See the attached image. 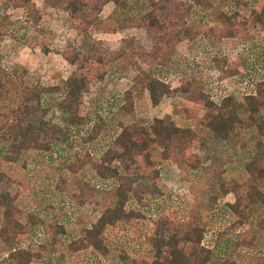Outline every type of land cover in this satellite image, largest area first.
Instances as JSON below:
<instances>
[{"label":"trees","instance_id":"1","mask_svg":"<svg viewBox=\"0 0 264 264\" xmlns=\"http://www.w3.org/2000/svg\"><path fill=\"white\" fill-rule=\"evenodd\" d=\"M4 1L6 5L37 12L35 0ZM108 1H114L121 8L127 5V0H45L48 5L68 11L71 25L78 32L85 33L99 20V14ZM204 1L197 0L198 3ZM156 6L134 22L153 32L154 47L148 55L131 41L128 44L131 52L126 49L119 52L106 51L93 40L86 50L68 45L63 55L76 65L70 75L58 83L42 85L39 82L29 83L26 71L18 76L17 69H14L11 84L14 80L18 98L16 100L12 97V103L11 99H2L3 95L7 97L4 91L10 92L12 87L9 81L0 78V264H38L43 261L48 264H84L81 253L88 249L104 257L106 262L118 259L117 263L123 264L130 259L131 255L125 248L118 250L119 244H109L105 230L115 224H128L134 219L145 217L137 205L134 204L130 209L126 206L127 201L134 196L143 202L140 197L143 193L132 192L124 186L122 172L114 161L120 160L126 169H130L131 162L135 163L138 159L135 155L149 150L150 155L147 156V152L144 155L148 165L154 162L161 164L172 158L170 146L176 139L183 138L187 145L196 137L197 132L190 127H182L172 117H155L147 124L121 123L122 129L114 140L115 145L106 149L100 158H96L89 144L94 142L105 125L100 117L90 126L92 118L88 111H84L83 99L92 82L103 79L109 65L119 58L132 60V53H136L145 58L160 60L166 49H170L179 38L193 37L200 33L188 25L190 9L184 2L158 0ZM215 14L216 18L221 19L218 21L220 27H209L207 33L213 32L225 37L234 35L232 29L236 27L235 20L239 12L217 11ZM251 16L256 22L264 24V8L262 11L252 9ZM246 23L243 22V28ZM2 32L0 27V34ZM262 84L264 81L257 83L256 92L245 94L241 101L227 94L220 99V103L208 92L197 87L193 89L190 83L185 84V99L194 103L199 101V108L204 112L202 125L216 137L228 139L242 134L245 137L249 131L251 133L244 138L239 175L225 177L221 181L223 193L235 192L234 202L227 203L233 217L219 231L214 246L209 248L202 246L201 241L207 225L205 218L217 197H211V204L205 208H195L192 215L188 216H173L153 208L155 211L151 210V213L157 215L159 223L156 222L157 228L146 234V241H142L145 254L141 258L136 255L130 259L133 264H264L263 248H258L259 238L264 236ZM140 89L149 90L154 104L164 95L173 96L179 90L141 70L134 77L132 87L125 93L126 102L121 107L122 112L129 113L134 109V92ZM50 107L58 108L64 118L63 123L49 119L47 115ZM143 133H149V136L143 138ZM77 136L81 139L78 149L74 140ZM63 149L69 152L55 173H49L42 166L46 170V179L51 180L50 186L56 192L70 194L82 207L94 205L101 210L95 222L90 226L82 224L79 233L68 238L67 243L62 238V235L68 233L67 224L58 214L50 218L51 209L63 210V207L55 205L52 198L40 201L35 197V203H43V206H34L30 198L24 201L25 195L21 194L18 187L19 167L31 171L33 167L30 164L33 161L35 164L45 163L47 157L53 161L60 158ZM199 166L200 161L194 167ZM85 167L95 171L92 179H98L92 181L84 173L82 175L80 171ZM99 179L113 180V184L110 187L99 184ZM30 197L33 198L32 193ZM58 201L64 206L66 198Z\"/></svg>","mask_w":264,"mask_h":264},{"label":"rangeland","instance_id":"2","mask_svg":"<svg viewBox=\"0 0 264 264\" xmlns=\"http://www.w3.org/2000/svg\"><path fill=\"white\" fill-rule=\"evenodd\" d=\"M35 1V3H40L37 6V12L36 10L23 12V10L13 11L8 8L4 0H0V27L3 30L0 34V78L9 81L12 87L10 92L4 91L7 97L3 95L2 99L4 101L11 99V103L13 98L16 100L18 98L14 80L11 84L14 69H17L18 76L26 71L29 83L39 82L42 85H47L58 83L64 79L63 76L66 75L68 68V64L60 55L62 35L69 25L67 16L52 7H44V4H41L43 0ZM157 1L127 0L125 9L118 6L112 10L106 8V18L95 25L108 31L117 30L125 25H133L135 17L155 9ZM180 1L190 9V15L187 17L188 25L198 29L200 34L190 44L195 53L186 57L185 60L177 59L168 63L169 69L174 70L170 79L173 85L181 87L179 83H182L184 78L182 90H179L173 99L165 98L161 104L153 106L147 93L142 92L137 96L136 109L130 114H121L118 111V105H120L122 97L117 95L131 84L132 77L136 74L135 68L125 62H117L114 64V68L109 71L107 75L109 87L105 88L99 81H96L86 92L88 94L84 95V111L91 113L95 123L101 117L105 125L94 142L89 144L90 146L87 145L96 158H100L106 149L115 145L114 140L121 131V123H149L156 116L166 118L171 116L182 127H190L197 132L190 144H184L183 138L176 139L170 146V151H173L172 158L161 164L154 162L152 165H148L144 155L146 152L147 156L150 155L148 154L149 150L144 154H136L135 157L138 159L135 163L131 162L130 169H126L121 163L122 161H114V164L118 165L122 172L124 186L132 192L143 193L140 196L143 202L138 199V196H134L127 201L126 206L130 209L134 204L137 205L136 207H140L145 217L134 219L132 223L128 224H115L105 230L109 244H113V246L119 244L118 250L125 248L131 255L130 259L136 255H140L139 258H141L145 254L142 241H146L148 232L157 228L158 217L152 215L151 210L155 211L153 208L160 212H168L173 216H188L192 215L195 208L197 209L199 206L205 208L211 204V197H217L205 218L207 225L201 241L202 246L209 248L214 246L219 231L233 217L227 203L234 202L235 192L223 193L221 181L225 177L231 178L239 175L242 166L244 138L250 136L251 133L249 131V133H245V137L242 134V136L228 139L216 137L213 132L202 125L204 112L199 108V101L194 103L185 99V84L190 83L193 89L197 87L208 92L216 102L220 103V99L227 94H232L236 101H241L244 98L243 90L240 89L243 85L248 91L253 88L251 86L253 81L258 80V83L264 81V24L256 22L255 18L251 16V10L254 8L262 11L264 0H205L203 3H198L197 0ZM234 10L239 12L235 20L236 27L232 29L234 35L225 37L213 32L207 33L209 27H220L218 21L221 19L216 18L215 12L231 13ZM40 13L45 16L42 21L38 20ZM244 21L247 22L245 28H243ZM36 22L38 28L35 29ZM30 27L34 29H29ZM29 30H32L31 34H29ZM132 32L137 31L128 30L126 34L129 35ZM31 41L35 43L34 47H27L26 44H30ZM137 41L139 40L137 39ZM143 42L146 46H150L151 36L146 33ZM102 45L106 49L110 47L103 43ZM198 61H202V63ZM152 65L151 70L161 74L160 66ZM5 73H10V75H4ZM192 77L194 80H186ZM209 79L212 83L218 81L220 86L217 90L209 85ZM263 91L264 84H262ZM110 94L111 96H108ZM92 107H94L93 110ZM103 108H105L104 111L100 113L99 110ZM47 116L53 121L60 123L64 121L62 113L57 107H50ZM253 131L255 130L253 129ZM141 136L146 138L149 133L147 135L143 133ZM74 140L77 143L76 149H78L81 139L77 136L74 137ZM164 150L166 149L164 148ZM68 152L69 150L63 149L60 158L53 161L48 157L45 163L35 164L33 161L30 164L33 167L31 171L19 167L18 174V187L22 191L21 194L25 195L24 201L30 198V203H33L34 206H43V203H35L34 197L40 201L52 198L55 205L59 204L61 208L63 207V210L51 209L50 218H54L58 214L67 224L68 233L62 235L66 243L68 238L79 233L82 224L90 226L97 220L101 212L94 205L80 206L70 194L54 191L50 186L51 180L46 179V170H43L42 166L47 168L49 173H55L62 166ZM152 157L156 159V156L152 155ZM198 160L200 166L194 167L199 163ZM94 172L88 167L80 171L90 180L94 177ZM132 172L138 173L133 174ZM97 182L109 187L113 184V180L99 179ZM31 193L33 198L30 197ZM63 197L66 198L64 206L58 201ZM79 217H81L80 220ZM25 242L28 241L25 240ZM258 248H263L262 252H264V236H260ZM81 254L84 264H109V262L110 264H122V262L117 263L118 259L106 262L104 257H99L89 249L82 251ZM130 259L123 264H133ZM38 264L48 263L43 261Z\"/></svg>","mask_w":264,"mask_h":264},{"label":"crops","instance_id":"3","mask_svg":"<svg viewBox=\"0 0 264 264\" xmlns=\"http://www.w3.org/2000/svg\"><path fill=\"white\" fill-rule=\"evenodd\" d=\"M39 4L40 3H38V2L36 3V8H37V6ZM41 4L42 5L44 4V7H47L48 6V7H52L56 11H61L62 13L65 14V16H67V20H68V24L69 25L66 27V31H65L64 35H62V39H61V42H62V45L61 46L62 47L60 48V50H61V54L60 55L64 59L65 63L68 64V68L66 69V75L63 76L64 79L67 76H69L70 73L76 68V65L73 64V63H71V62H69L65 58V56L63 55V52H64V50L66 49V47L68 45H75V46H77L80 49L86 50V49H88L90 47L91 41L93 40V41L98 42L102 47H103L102 43L104 45L110 46L109 49H106V48L103 47L106 51L119 52V51H121L123 49H126L129 52H131V46L128 45L129 44V41H131L132 44L138 45L140 47L141 51L143 53H145L146 55H148L153 50V47H154L153 32L152 31H149L146 27H141V26H138V25L133 24V25H125L123 27H119L117 30L108 31V30H104V29L98 28L95 25V24H97V22L100 23V21L102 19L106 18V15H105L106 8H110L112 10L115 7L118 6L114 1H108L103 6V8H102V10H101V12L99 14V20L96 23H94L93 25H91L90 28H89V30H88V32H86V33L85 32H78L71 25L70 19H69V12L68 11H66V10H64L62 8H57V7H53L51 5H48V4H46L45 0H43ZM7 6H8V8H11L13 11L23 10V12H27V10H25V8H22V7H12L10 5H7ZM118 7H120V6H118ZM125 8H127V6H125L124 8L122 7V9H125ZM148 12H150V11H148ZM148 12H146V13H148ZM146 13H144V14H146ZM144 14L142 13L141 15L136 16L135 19L138 18V17H140V16H142V15H144ZM44 19H45V16H44V14L41 13V17L38 20L39 21H42ZM68 27H69V29L67 30ZM34 28L35 29L38 28V23L37 22L34 25ZM34 28H31L30 27L29 29H34ZM128 30H134V31H137V32H132L129 35H127L126 32ZM30 32H32V30H29V34H31ZM143 32H145V33H143ZM146 33L151 36V44H150V46H146L145 43L143 42V38H144V36H145ZM198 35L193 36V37L183 36V37L179 38L177 40V42L172 43L173 45L170 47V49H166L164 56L161 57L160 60H154V59L149 58V57L148 58H145V57L139 56L136 53H132V55H133L132 58H131L132 60H130L128 58H119L118 60H116L115 62H113L112 64L109 65L108 72L105 75V77L103 79H100V80H94L92 82L91 86L93 85L94 82L99 81V83L103 87H105V88L106 87H109L108 86L109 82L107 80V75H108L109 71L112 68H114V64H116L117 62H125L127 65L134 67L135 70H136V74L132 77L131 84L128 87H126V89L123 90L121 92V94L117 95V96H121L122 97V101L120 102V105H118V111L121 114H123V115L130 114V112L129 113H124L121 110V107L126 102L125 93H126V91L129 88L132 87V85L134 84V77L137 76L141 70L142 71H145V72H148V73H151L154 76H157L161 80H163L166 83L170 84L172 88H179V90H182V88H183L182 87L183 86L182 84H183L184 78L182 79V83H179L181 87H177V85H173L171 83L170 79H171V77L174 74V72H173L174 70H170L169 69L168 63H169V61H175L177 59L185 60L186 57L191 56V54L195 53V51L193 50V48L190 47V44L193 43L192 41L195 40L198 37ZM137 39L139 41H137ZM26 45H27V47H30L31 48V47H34L35 43H33V41H31L30 44H26ZM39 50H42V48H39ZM134 57H135V59H133ZM201 60L203 61L204 58L201 59ZM202 61H198V62H201L202 63ZM152 64H158L160 66L161 74H159L158 72H153L151 70V67L153 66ZM186 80H194V79L192 77V78H188ZM180 82H181V80H180ZM113 91H114V89H113ZM142 92L143 93L146 92L147 93V96H148V99L151 100L150 92H149L148 89L135 90V92H134V109L133 110L136 109L137 104H138L137 103V96H138L139 93H142ZM177 92L173 96L167 95V94L164 95L157 104H154L152 102V100H151V103H152L153 106H157V105L161 104L164 101L165 98L173 99L177 95ZM87 94L88 93H86V95ZM111 94L113 95V93H111ZM111 94L108 95V96H111ZM110 98H112V97H110ZM83 101H84V99H83ZM92 105H93V103H92ZM93 108L94 107H92V110H93ZM88 109H89V107H88ZM104 109L105 108H103L102 110H99V112L101 113L102 111H104ZM172 113H173V111H172ZM89 115H91V113H89ZM90 117L92 118L91 123H90V126L92 127L95 124V122L93 121L94 119H93L92 115ZM156 117H158V116H156ZM169 117H171V116H169ZM159 118H165V117H159ZM143 123H147V122H143ZM125 124H130V123H125ZM121 129H122V127H121Z\"/></svg>","mask_w":264,"mask_h":264},{"label":"built area","instance_id":"4","mask_svg":"<svg viewBox=\"0 0 264 264\" xmlns=\"http://www.w3.org/2000/svg\"><path fill=\"white\" fill-rule=\"evenodd\" d=\"M208 83H209V85L212 87V88H214V89H216L217 90V88L220 86L219 85V83H218V81H216V82H214V83H212L211 82V79H209L208 80ZM257 83H258V80H255V81H253V83L251 84V86L253 87L251 90H246V86H242L240 89H242L243 90V94L245 95V94H247V93H255L256 92V85H257ZM218 84V85H217ZM213 85V86H212ZM215 85V86H214Z\"/></svg>","mask_w":264,"mask_h":264}]
</instances>
